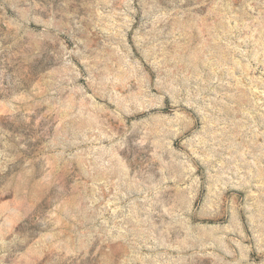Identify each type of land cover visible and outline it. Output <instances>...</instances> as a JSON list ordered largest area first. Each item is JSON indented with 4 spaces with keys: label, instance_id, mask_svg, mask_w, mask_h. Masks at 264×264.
<instances>
[{
    "label": "rangeland",
    "instance_id": "1",
    "mask_svg": "<svg viewBox=\"0 0 264 264\" xmlns=\"http://www.w3.org/2000/svg\"><path fill=\"white\" fill-rule=\"evenodd\" d=\"M0 264H264V0H0Z\"/></svg>",
    "mask_w": 264,
    "mask_h": 264
}]
</instances>
